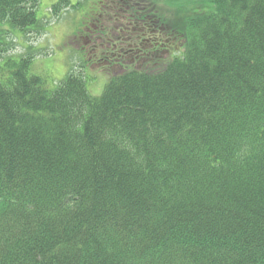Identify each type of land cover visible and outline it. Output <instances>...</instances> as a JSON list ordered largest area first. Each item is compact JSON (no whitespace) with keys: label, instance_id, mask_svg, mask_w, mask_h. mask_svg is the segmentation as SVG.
<instances>
[{"label":"trees","instance_id":"obj_1","mask_svg":"<svg viewBox=\"0 0 264 264\" xmlns=\"http://www.w3.org/2000/svg\"><path fill=\"white\" fill-rule=\"evenodd\" d=\"M39 3L0 0V26ZM207 3L183 29L165 0H115L134 49L100 97L3 60L0 264H264V0Z\"/></svg>","mask_w":264,"mask_h":264},{"label":"rangeland","instance_id":"obj_2","mask_svg":"<svg viewBox=\"0 0 264 264\" xmlns=\"http://www.w3.org/2000/svg\"><path fill=\"white\" fill-rule=\"evenodd\" d=\"M58 0H41L38 5L37 17L39 18L38 29L40 31H28L23 34L21 30L14 29L13 34L8 35L5 51L0 55V61L5 55L24 56L27 53H34L35 59L30 72L43 76L48 89H56L61 80L64 79L74 68L78 72H83L87 80V87L90 93L100 96L104 92L106 84L109 82L112 73L110 61L103 60L101 64L87 66L82 65L88 58V53L84 48L76 47V36L84 32L88 24L101 14L103 10L100 5L103 0H72V6L65 11L54 14L52 5ZM109 0H105L108 5ZM111 1V0H110ZM115 1V0H114ZM208 0H165L168 7L180 10L181 15L167 14L170 23L185 28L187 20L193 15L196 5L201 2L206 5L205 10H212L213 3ZM198 7V6H197ZM5 27V24H3ZM2 27V28H3ZM32 29L34 27H31ZM124 41H129L130 31L125 30ZM128 35V36H127ZM30 46L33 50L30 49ZM104 52L97 50V54ZM109 55V53H107ZM113 69H118L116 66ZM1 77V73H0Z\"/></svg>","mask_w":264,"mask_h":264},{"label":"flooded vegetation","instance_id":"obj_3","mask_svg":"<svg viewBox=\"0 0 264 264\" xmlns=\"http://www.w3.org/2000/svg\"><path fill=\"white\" fill-rule=\"evenodd\" d=\"M100 38H102V37H100ZM110 39V38H109ZM130 46H132V45H130ZM132 49H134L133 47L132 48H130V50L132 51ZM103 54H106V52H104Z\"/></svg>","mask_w":264,"mask_h":264}]
</instances>
